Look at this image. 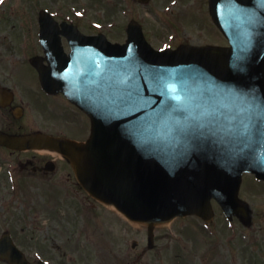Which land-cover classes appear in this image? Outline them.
<instances>
[{
    "label": "water",
    "instance_id": "1",
    "mask_svg": "<svg viewBox=\"0 0 264 264\" xmlns=\"http://www.w3.org/2000/svg\"><path fill=\"white\" fill-rule=\"evenodd\" d=\"M219 1L211 11L228 49L156 52L135 25L124 46L77 31L70 57L50 45L43 83L50 70L59 85L47 87L92 116V139L0 134V144L67 156L91 194L132 220H211L212 198L247 218L242 173L264 179V0Z\"/></svg>",
    "mask_w": 264,
    "mask_h": 264
},
{
    "label": "rangeland",
    "instance_id": "2",
    "mask_svg": "<svg viewBox=\"0 0 264 264\" xmlns=\"http://www.w3.org/2000/svg\"><path fill=\"white\" fill-rule=\"evenodd\" d=\"M43 11L58 22L75 24L83 34L101 33L114 43L124 44L128 26L138 23L156 49L229 46L212 19L208 0H151L148 5L138 0H0V82L17 93L15 104L26 111L18 121L11 111L0 109V129L20 132L27 127L81 140L89 137V120L81 111L63 97H45L37 73L35 77L31 71H19L37 48L43 54L37 41ZM27 157L29 153L11 156L0 149V194L6 195L0 201V234L11 229L33 256L37 250L52 264H264V184L251 176L241 191L251 209L250 221L228 220L215 205L209 223L191 217L156 225L151 249L148 225L132 223L116 209L89 200L77 181L67 180L69 167L54 178L23 173V181L15 175L19 190L13 193L6 166L19 168ZM52 184L56 187H48Z\"/></svg>",
    "mask_w": 264,
    "mask_h": 264
},
{
    "label": "flooded vegetation",
    "instance_id": "3",
    "mask_svg": "<svg viewBox=\"0 0 264 264\" xmlns=\"http://www.w3.org/2000/svg\"><path fill=\"white\" fill-rule=\"evenodd\" d=\"M0 85L3 86L4 84H2V82H0ZM17 99H18V97L15 93V98L12 102L13 104L9 108L5 109L8 111H11V113H12V115H14V117H17L16 113L13 112L14 108H17V106H18V104H15ZM24 118H25V113H23V115L21 117L22 121ZM20 129L22 130V128H20ZM10 130H11L10 128H7L6 130L0 129V131H3V132H11ZM11 133H14V132H11ZM0 149L7 150L6 148H1V147H0ZM7 151L10 153L11 156H14V154L16 155V154H20V153H29V155L31 156V157H27L26 161H20L18 164L19 168H16L15 165L12 163L10 166L8 165L9 167L6 169V174L8 177H15V175H17V178L21 179L23 181H26V180L20 178V174H23V173H27L28 175L33 176V177H36L39 175L43 178H52L53 177L54 173H50V172L45 170L47 160L39 157V155H37L36 153H33V151H24V152H13V151H9V150H7ZM32 154H34V155H32ZM55 173H58V172H55Z\"/></svg>",
    "mask_w": 264,
    "mask_h": 264
}]
</instances>
